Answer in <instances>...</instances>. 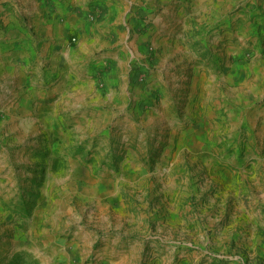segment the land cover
I'll return each mask as SVG.
<instances>
[{
	"label": "rangeland",
	"instance_id": "obj_1",
	"mask_svg": "<svg viewBox=\"0 0 264 264\" xmlns=\"http://www.w3.org/2000/svg\"><path fill=\"white\" fill-rule=\"evenodd\" d=\"M204 3L0 0V264H264V0Z\"/></svg>",
	"mask_w": 264,
	"mask_h": 264
},
{
	"label": "crops",
	"instance_id": "obj_2",
	"mask_svg": "<svg viewBox=\"0 0 264 264\" xmlns=\"http://www.w3.org/2000/svg\"><path fill=\"white\" fill-rule=\"evenodd\" d=\"M124 1H125L126 5L128 4V6L122 5L121 8L124 11L123 15L126 16L127 12H129L130 10H137L138 9V10H140V13H143L144 10H146L147 8L148 9L149 8L152 9V8L158 7L160 5L167 4L171 0H124ZM215 1H217V0H209V2H208V0H201V2H205L204 3L205 5H208L210 3H214ZM118 3H119V1H117L115 3L107 2V4H109V5L112 4V6L113 5L117 6ZM182 7H184V6H182ZM164 10L168 11L169 7H164ZM158 20H159V17H158ZM86 36L88 37L89 35H86ZM73 48L80 49V46L76 45ZM84 48H86L87 50H91V51L95 52L98 49V45H97V42L93 38L88 37L87 38V43L84 46ZM18 51L19 50H14V51H12V52H10L8 54V56H7L8 60H6L7 63H8V70L10 68L9 66L13 67L15 64L18 65V64H20L22 62H25V60L27 59V55L25 53H23V52L20 53ZM125 60L126 59L123 58L122 63H124ZM73 63L78 64L79 62L74 61ZM86 70H90L88 65H86V61H85V63L80 64L78 67L76 66L75 70L73 72L74 75H70L73 78V84L72 85L68 84L69 87L66 86L65 87L66 88L65 91L68 90V97L69 98L74 96V95H76V96H80L81 95V98L82 97L85 98L87 96V99H86L85 103H82L81 105H88L90 103L95 105V104L100 102V97H101L100 94H96V93H93L92 91H90V88L88 86V84H90L89 82L86 81L85 83H82V86H81V83H80L81 80H82L81 72L84 73ZM87 72H89V71H87ZM8 74H9V76L5 77L6 79L3 81V84L0 85V91H3L5 93H10V92H12L14 90H18V89L21 90V92H20V102H19L18 106L15 107V109L18 108V111L20 112V114H22V113L26 112L24 110L25 108L28 109V103H29L28 93L30 91L25 92V88L21 86V81H22L23 78L22 77H20V78L16 77L13 69L12 70L10 69V72H8ZM24 76L26 77V74ZM65 77L61 78L58 81L57 86L55 87L59 91H61V87L63 85H66V78ZM107 77L108 78L106 80V88L108 89V93L106 94V96L110 97L113 94L119 93L120 90H122V91L126 90L128 96L133 95L132 98L134 100L139 99L140 90L137 89V88L130 89V86L127 83V79L124 78L123 71L120 68L116 67L115 69H113V71H111V72H109L107 74ZM83 81H85V80H83ZM17 86H19V87L17 88ZM71 87L73 88V90H71ZM62 91L64 92L63 88H62ZM130 99H131V97H130ZM67 102H70V101L68 100ZM53 104H54V102H53ZM99 106H100V104L96 105V107H99ZM79 107H81V106L79 105ZM38 111L39 112L37 114V117L39 119L45 120L46 123H48V122H50L52 120H55V118L57 116L56 111L54 109L52 110V112H50V108H47V109L39 108ZM96 114L100 115L99 113H96ZM71 178H76V177H74V176L68 177V179H71ZM70 184H82V181H80V180H71ZM113 191H114V188L111 187V186L109 187V185H107L102 190L101 195H103L105 193L107 195H109V194L112 195ZM91 198H93V197L92 196H87V197H85L84 200L88 201ZM64 209H65V202L63 200L62 201L58 200L56 202V207L53 210L55 211L56 216L58 217V215L64 214Z\"/></svg>",
	"mask_w": 264,
	"mask_h": 264
},
{
	"label": "built area",
	"instance_id": "obj_3",
	"mask_svg": "<svg viewBox=\"0 0 264 264\" xmlns=\"http://www.w3.org/2000/svg\"><path fill=\"white\" fill-rule=\"evenodd\" d=\"M73 41H76V38H73ZM57 264H59V263H57Z\"/></svg>",
	"mask_w": 264,
	"mask_h": 264
}]
</instances>
